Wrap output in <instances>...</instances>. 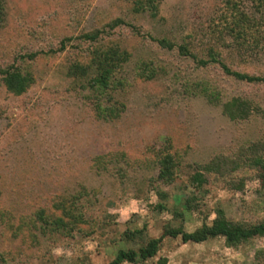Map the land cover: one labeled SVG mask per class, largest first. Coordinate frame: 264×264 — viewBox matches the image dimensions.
Listing matches in <instances>:
<instances>
[{"label":"rangeland","instance_id":"rangeland-1","mask_svg":"<svg viewBox=\"0 0 264 264\" xmlns=\"http://www.w3.org/2000/svg\"><path fill=\"white\" fill-rule=\"evenodd\" d=\"M150 1L0 0V67L33 78L17 96L0 77V207L9 213L7 224L0 220V264H109L153 239H161L158 254L134 264H264V237L230 247L224 237L185 244L164 236L210 225L217 210L230 222L264 220V186L247 168L206 174L202 189L192 184L216 156L234 159L264 142V83L220 66L264 77V0ZM102 28L94 44L82 39ZM89 52L96 63L125 58L115 60V87L102 97L90 76L72 75L91 64ZM206 86L261 111L231 121L201 95ZM96 103L118 117H100ZM164 154L176 157L171 183L159 178ZM97 156L111 159L106 170ZM240 179L244 187L233 189Z\"/></svg>","mask_w":264,"mask_h":264},{"label":"trees","instance_id":"trees-1","mask_svg":"<svg viewBox=\"0 0 264 264\" xmlns=\"http://www.w3.org/2000/svg\"><path fill=\"white\" fill-rule=\"evenodd\" d=\"M153 2L154 0L150 1V3ZM152 9L158 10L157 6L153 7ZM242 22L243 20L240 19V21H237L236 24L241 25ZM119 23L121 24L122 22L120 20L114 22L115 26H113V28L117 27ZM241 30H243L242 33L233 34L237 38H240L244 35L246 29ZM103 32L104 29L102 28L89 33H85L82 34V39L85 42L94 44V42L102 38ZM70 41L72 40L69 39L66 42L68 43ZM67 43L62 42L63 50L66 49L68 45ZM159 44L162 47L168 48L169 50H175L177 48V46L174 45L173 42H170L168 40L159 41ZM179 51L182 55L187 57L189 56L193 61L198 62L200 65H204L207 63L204 60H199V57L197 55L191 54L189 49L185 46H179ZM35 57L36 55L30 56L31 59H35ZM87 57H90L89 61L91 64L87 66L77 64L73 69L72 75L74 73L76 75L79 72L82 76H90V89H95L94 92H96V94L99 93L98 95L102 97L108 90H113V86L115 87L116 83H112V80L114 75L117 73V68L120 66L119 63H115V60L118 61L120 57L118 56V54L114 55V57H110L108 55L104 58V60H100L97 63L96 56L93 53L90 54L89 52ZM122 58H120V60H122ZM124 59L125 58H123V60ZM214 59L215 58L212 57L213 61ZM220 66L228 75L234 76L238 80L246 81L248 83H264V77L229 71V69L221 63ZM0 77L7 90L17 96L27 92L31 83L33 82V78L30 74H25L14 66H8L7 68L0 67ZM201 95L205 97L210 104H215L216 102H218L217 105L222 107L223 115L231 121H244L253 116L255 113L259 114L261 111L258 106L255 107L252 103H247L240 98H231L230 100L224 102L218 92H214L210 88L207 89V86L202 90ZM96 107L97 114L104 119H110L114 116L118 117V114L116 115L115 113L116 109L102 108L100 103H96ZM109 161H111V159L107 160V156H97L95 158V166L100 170H106V164H108ZM159 164L161 167L159 178H162L166 183H171L173 181V174L176 167V157L172 154L161 155L159 157ZM244 168H247L249 171H251L252 175L254 174L255 176H257V178H259L262 185L264 186V142L257 141L251 143L249 146L242 147L237 153V156H234V159H231V157H227L225 155L216 156L210 163H207L206 165L200 167L201 171L199 170L195 174V176L192 177V184L196 185V188L202 189L203 181L204 179H206V174L218 173L223 175L227 173L237 172L238 170H242ZM237 175L234 178H236ZM233 181L235 180L233 179ZM233 181L231 183L233 189L244 187L243 179H240L238 184L233 183ZM190 204L191 200H189V205ZM70 212L71 213L68 214V216L71 218V220L77 219V213H75L74 210H70ZM216 214V218L214 219L212 224L204 225L201 229L193 233H187L180 228H167L164 236H169L172 238L180 237L182 242L185 244H200L206 242L211 238L224 237L226 239L227 245L230 247L247 243L251 239H254L256 237H264V220L254 225H249L228 221L223 210H217ZM8 215L9 213L6 212L2 207H0V220L5 222V224H7L8 222ZM39 216L42 221H46L43 211L39 212ZM77 220L80 221L79 218ZM60 225L65 226L63 219L58 220L57 226ZM140 233V231L131 233L130 238H134ZM160 244L161 239H153L150 240L144 248H141L139 252H136L134 250H120L116 258L109 264H134L138 263L139 261H147L158 254L160 250Z\"/></svg>","mask_w":264,"mask_h":264}]
</instances>
